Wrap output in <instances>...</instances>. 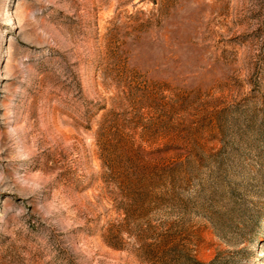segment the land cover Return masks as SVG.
<instances>
[{
  "label": "rangeland",
  "instance_id": "obj_1",
  "mask_svg": "<svg viewBox=\"0 0 264 264\" xmlns=\"http://www.w3.org/2000/svg\"><path fill=\"white\" fill-rule=\"evenodd\" d=\"M264 264V0H0V264Z\"/></svg>",
  "mask_w": 264,
  "mask_h": 264
},
{
  "label": "trees",
  "instance_id": "obj_2",
  "mask_svg": "<svg viewBox=\"0 0 264 264\" xmlns=\"http://www.w3.org/2000/svg\"><path fill=\"white\" fill-rule=\"evenodd\" d=\"M192 261L195 262V264H214L215 261H211L210 263H203L199 260H197L195 257H192Z\"/></svg>",
  "mask_w": 264,
  "mask_h": 264
}]
</instances>
